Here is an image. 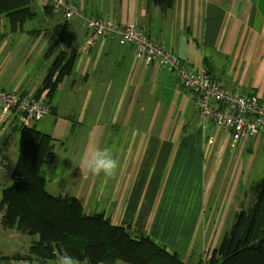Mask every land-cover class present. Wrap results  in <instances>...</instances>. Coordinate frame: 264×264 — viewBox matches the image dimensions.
Here are the masks:
<instances>
[{
    "label": "crops",
    "instance_id": "1",
    "mask_svg": "<svg viewBox=\"0 0 264 264\" xmlns=\"http://www.w3.org/2000/svg\"><path fill=\"white\" fill-rule=\"evenodd\" d=\"M51 1L32 0L35 19L21 30L0 16V91L35 98L52 61L43 60L48 46L78 52L49 113L34 124L54 141L46 191L79 200L85 215L147 236L184 264L206 261L258 178L255 164L258 172L264 166V131L232 148L226 130L198 117L194 94L132 47L100 39L80 53L82 19L133 26L191 71L264 101V0H174L165 12L148 0H66L81 14L69 22L49 11ZM16 125L12 115L0 122L1 194L17 159ZM90 132L119 161L111 177L80 169ZM36 241L0 224V264H57L58 257L42 263L30 253Z\"/></svg>",
    "mask_w": 264,
    "mask_h": 264
},
{
    "label": "trees",
    "instance_id": "2",
    "mask_svg": "<svg viewBox=\"0 0 264 264\" xmlns=\"http://www.w3.org/2000/svg\"><path fill=\"white\" fill-rule=\"evenodd\" d=\"M173 1L148 0V4L165 12ZM0 16L13 31L36 15L32 0H0ZM57 44L53 41L43 55V60L52 61L35 95L45 94L49 111L53 94L61 79L72 73L78 55L75 48L56 50ZM14 133L20 135L19 146L10 185L1 194L0 224L5 230L36 237L30 253L37 260L45 263L67 252L86 264H184L147 236L135 237L102 214L85 215L79 200L48 193L43 168L54 159L49 150L54 141L34 125L25 127L18 121ZM246 194L219 246L197 264H264V166Z\"/></svg>",
    "mask_w": 264,
    "mask_h": 264
},
{
    "label": "built area",
    "instance_id": "3",
    "mask_svg": "<svg viewBox=\"0 0 264 264\" xmlns=\"http://www.w3.org/2000/svg\"><path fill=\"white\" fill-rule=\"evenodd\" d=\"M51 11L66 22L81 18L79 8L66 0H52ZM87 38L79 52L86 53L100 39L114 40L120 46H130L144 57L148 65H157L172 74L181 89L194 94L195 110L203 122H210L217 130L229 133L231 147L244 140L258 137L264 131V101L255 95H241L227 90L203 70L191 71L164 45L147 38L133 26L97 18L82 19ZM45 94L30 98L0 91V122L8 115L20 125L32 126L49 112ZM0 172L7 174L2 161Z\"/></svg>",
    "mask_w": 264,
    "mask_h": 264
},
{
    "label": "clouds",
    "instance_id": "4",
    "mask_svg": "<svg viewBox=\"0 0 264 264\" xmlns=\"http://www.w3.org/2000/svg\"><path fill=\"white\" fill-rule=\"evenodd\" d=\"M89 143L90 147L81 156L80 169L96 176H113L119 161L113 156L111 149L99 147L92 132L89 133ZM57 264H81V262L65 252L58 257Z\"/></svg>",
    "mask_w": 264,
    "mask_h": 264
},
{
    "label": "rangeland",
    "instance_id": "5",
    "mask_svg": "<svg viewBox=\"0 0 264 264\" xmlns=\"http://www.w3.org/2000/svg\"><path fill=\"white\" fill-rule=\"evenodd\" d=\"M51 4H52V1L50 2V5H51ZM49 11H51V7L49 8ZM51 12H52V11H51ZM52 13H53V12H52ZM53 14H55V13H53ZM55 15L58 16V14H55ZM258 156H259V154H258ZM256 160H257V159H256ZM255 168H256V171H255L256 173H255V175H257L258 178H259V177L261 176V174H262L261 171L263 170V167H262V169H261L260 172H258V170H259V165L255 164ZM5 170H6V169H5ZM6 171H7V170H6ZM255 175H254V176H255ZM7 180L9 181L10 178L8 177ZM7 180L5 179V181H7ZM252 180H253V177H251L250 181H252ZM250 184H251V183H250ZM245 188H246V187H244V189H245ZM246 190H248V189H246ZM246 190L244 191V193H242L243 196L247 195V194H246V192H247ZM0 197H1V193H0ZM244 198H246V196H245ZM221 222H222V221H221ZM223 222H224V221H223ZM223 222H222V223H223ZM116 264H117V263H116ZM118 264H120V263H118Z\"/></svg>",
    "mask_w": 264,
    "mask_h": 264
}]
</instances>
